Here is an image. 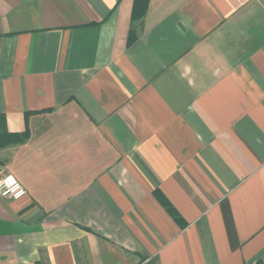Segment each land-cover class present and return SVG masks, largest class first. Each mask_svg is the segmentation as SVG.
I'll return each instance as SVG.
<instances>
[{
    "label": "crops",
    "instance_id": "1",
    "mask_svg": "<svg viewBox=\"0 0 264 264\" xmlns=\"http://www.w3.org/2000/svg\"><path fill=\"white\" fill-rule=\"evenodd\" d=\"M0 264H264V0H0Z\"/></svg>",
    "mask_w": 264,
    "mask_h": 264
},
{
    "label": "built area",
    "instance_id": "2",
    "mask_svg": "<svg viewBox=\"0 0 264 264\" xmlns=\"http://www.w3.org/2000/svg\"><path fill=\"white\" fill-rule=\"evenodd\" d=\"M26 193L24 187L10 173L0 175V195L18 199Z\"/></svg>",
    "mask_w": 264,
    "mask_h": 264
}]
</instances>
